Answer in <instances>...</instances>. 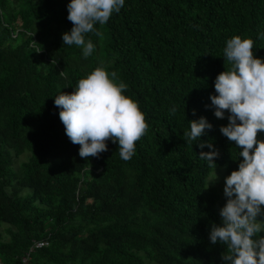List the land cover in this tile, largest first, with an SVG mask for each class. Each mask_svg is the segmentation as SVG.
<instances>
[{
  "label": "trees",
  "instance_id": "trees-1",
  "mask_svg": "<svg viewBox=\"0 0 264 264\" xmlns=\"http://www.w3.org/2000/svg\"><path fill=\"white\" fill-rule=\"evenodd\" d=\"M69 2L0 0V264H20L37 239L47 244L23 264H224L227 246L209 240L221 223L217 196L205 190L214 166L183 134L204 116L213 127L200 140L219 150L216 166L238 168L241 149L219 130L228 110L218 119L206 106L231 67L227 39L251 38L264 60V0H124L94 25L99 36L86 34L88 58L63 44ZM100 64L127 85L148 125L128 161L111 139L98 158H82L54 104Z\"/></svg>",
  "mask_w": 264,
  "mask_h": 264
},
{
  "label": "clouds",
  "instance_id": "clouds-1",
  "mask_svg": "<svg viewBox=\"0 0 264 264\" xmlns=\"http://www.w3.org/2000/svg\"><path fill=\"white\" fill-rule=\"evenodd\" d=\"M123 5L124 0H70L67 18L73 26L62 34L63 44L80 47L82 56L88 58L94 44L86 34L96 31V23L105 24ZM96 35L100 33L96 31ZM223 52L231 67L217 74V94H210L211 105L206 107H211L218 119L228 110V123L219 130L241 149L243 159L224 178L226 202L219 209L221 223H212L209 240L227 246L221 255L224 264H264V235H260L264 220L258 219L264 217V140H257L258 131L264 132V60L254 56L253 40L239 35L226 40ZM126 89L115 71L100 64L78 80L73 92L55 97L65 133L73 144L80 145L82 158H98L107 150L108 139L118 142L121 159L128 161L134 155L136 141L148 125L138 103L124 94ZM170 111L175 113L176 108ZM189 121L190 131L184 132V140L191 146L197 143L200 159L215 169L219 150L210 141L200 140L213 125L204 116ZM205 147L210 151H203ZM216 179L215 173L209 183Z\"/></svg>",
  "mask_w": 264,
  "mask_h": 264
},
{
  "label": "rangeland",
  "instance_id": "rangeland-1",
  "mask_svg": "<svg viewBox=\"0 0 264 264\" xmlns=\"http://www.w3.org/2000/svg\"><path fill=\"white\" fill-rule=\"evenodd\" d=\"M11 6L8 8L10 9L11 14H13V18L16 21V16H15V11L17 10V3H14L13 1H10ZM29 153L28 152H24L22 154H19L17 156L13 157V162H12V167L16 168L18 167V165L25 161L28 157ZM215 173L218 177V179L215 180L214 183H209L210 180L214 179L215 177ZM227 176L225 169L222 166H216L215 169L214 167L211 168V170L209 171L206 180H205V190L206 192H210V193H214L217 196V207H218V211L219 209L225 204L226 202V197L223 194V188H224V183H225V177ZM209 183V185H208ZM26 192H28L26 189H22L20 190V194H25ZM261 208L264 209V205H261ZM263 217H259L258 219H262ZM0 230L2 231V229L0 228ZM5 232L2 231V236L4 235ZM147 261L148 264H155L151 261H149L148 259H145Z\"/></svg>",
  "mask_w": 264,
  "mask_h": 264
},
{
  "label": "built area",
  "instance_id": "built-area-1",
  "mask_svg": "<svg viewBox=\"0 0 264 264\" xmlns=\"http://www.w3.org/2000/svg\"><path fill=\"white\" fill-rule=\"evenodd\" d=\"M46 244H47V241L44 239L32 240V242L28 246L25 254L20 258V264H23L27 261L30 252H32L34 249L40 248ZM17 264H19V263H17Z\"/></svg>",
  "mask_w": 264,
  "mask_h": 264
}]
</instances>
